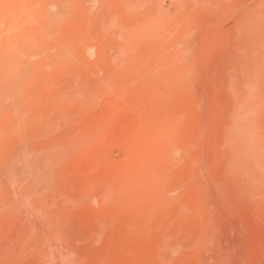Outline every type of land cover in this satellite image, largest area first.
Segmentation results:
<instances>
[{"label":"rangeland","instance_id":"obj_1","mask_svg":"<svg viewBox=\"0 0 264 264\" xmlns=\"http://www.w3.org/2000/svg\"><path fill=\"white\" fill-rule=\"evenodd\" d=\"M28 5L0 32V264H264V0Z\"/></svg>","mask_w":264,"mask_h":264},{"label":"bare ground","instance_id":"obj_2","mask_svg":"<svg viewBox=\"0 0 264 264\" xmlns=\"http://www.w3.org/2000/svg\"><path fill=\"white\" fill-rule=\"evenodd\" d=\"M34 6V5H33ZM29 11H30V7H29V5H28V0H0V32H2V31H4V32H8V30H10L12 27H15V23H16V27H15V30L18 28L17 26L19 25V24H17L19 21H25L26 19H27V17H28V13H29ZM35 13V12H34ZM251 18V17H250ZM250 18H249V21H251L250 20ZM252 18H255L254 16L252 17ZM251 18V19H252ZM248 19V18H247ZM246 19V20H247ZM245 20V21H246ZM244 21V20H243ZM244 21V22H245ZM249 21H246V22H248L249 23ZM254 21V20H253ZM253 21H252V23H253ZM247 23V24H248ZM3 24V25H2ZM1 25L2 26H4V28L3 29H1ZM247 26V25H246ZM14 29V28H13ZM21 34V33H20ZM25 37V36H24ZM6 48V47H5ZM5 57V56H4ZM7 60V59H6ZM173 62V61H172ZM180 62V61H179ZM178 64V63H177ZM11 71V70H10ZM10 71H9V73H10ZM0 72H2V71H0ZM2 74V73H1ZM7 74H8V72H7ZM160 75V74H159ZM10 75H8V77H9ZM12 77V76H11ZM150 77V76H149ZM7 78V77H6ZM3 79H5V78H3ZM3 79H1V75H0V81L1 80H3ZM159 79V78H158ZM4 81V80H3ZM8 81V80H7ZM252 82H250V83H248L247 84V92H245L246 94L245 95H243V98L240 100V102H239V107H238V111H237V113H235L236 115V121H235V117H234V121L236 122V136L238 137V139L237 140H239L238 142H240V144L238 145V144H236L234 147V149L236 150L235 151V158H236V160H242V156L241 155H247L248 156V159H252V161L254 160V161H256L257 162V154H259L258 153V151H257V153L256 152H254L253 150H249L247 147H245L244 145H245V143L247 142L248 143V141H247V132H246V130H245V127H247V122H248V120L250 119V116H251V114H252V112H253V109H254V106H255V104H254V102H253V100L251 99V96H250V90H251V88H252ZM254 87V86H253ZM249 123V122H248ZM137 130V129H136ZM235 133V132H234ZM147 134V133H146ZM236 137V138H237ZM147 139V138H146ZM237 140H236V142H237ZM79 141V140H78ZM157 141V140H156ZM159 141V140H158ZM146 142V141H145ZM237 142V143H238ZM251 142V141H250ZM161 143V142H160ZM130 144V143H129ZM230 145V144H229ZM158 146V145H157ZM156 146V147H157ZM174 146V145H173ZM244 146V147H243ZM250 146V145H249ZM143 148V147H142ZM141 148V149H142ZM256 148V147H255ZM147 149V148H146ZM143 150V149H142ZM157 151V150H156ZM168 151H169V149H168ZM260 152V151H259ZM141 153V152H140ZM173 153V152H172ZM261 153V152H260ZM31 154V153H30ZM41 155H43V154H41ZM262 155V153L261 154H259V156H261ZM26 156V155H25ZM28 156V155H27ZM46 156V155H45ZM45 156H44V158H45ZM174 156V155H173ZM246 156V157H247ZM41 157H43V156H41ZM262 157H264V156H262ZM148 158V157H147ZM234 158V159H235ZM37 159V158H36ZM246 159V158H245ZM245 159H244V161H245ZM25 160H28L29 161V158L27 157V159H25ZM138 160V159H137ZM146 160V159H145ZM264 160V159H263ZM263 160H262V162H263ZM23 161H24V159H23ZM248 162H249V160H247ZM246 161V162H247ZM20 162V161H19ZM27 162V161H26ZM143 162V161H142ZM147 162H148V160H147ZM255 163V162H254ZM261 162L259 161V164H260ZM14 164V163H13ZM24 164H26V163H24ZM244 164V163H243ZM262 164V163H261ZM9 165H11V164H9ZM19 165V164H18ZM30 165V164H29ZM256 165H257V163H256ZM264 165V164H263ZM11 167H12V165H11ZM255 167V166H254ZM24 168V167H23ZM253 168V167H252ZM260 168V167H259ZM258 168V169H259ZM256 169V168H255ZM262 169V168H261ZM25 170V169H24ZM10 171V170H9ZM142 171V170H141ZM262 172V171H261ZM264 172V171H263ZM262 172V173H263ZM9 173V172H8ZM22 173H23V171H22ZM255 174H257V173H255ZM261 174V173H260ZM11 175V174H10ZM123 175V174H122ZM12 176V175H11ZM151 177H152V175H151ZM256 177H257V175H256ZM149 178H150V176H149ZM263 179V178H262ZM39 180V179H38ZM39 182V181H38ZM17 184V183H16ZM25 184H27V183H25ZM163 184V183H162ZM29 185H32V186H30V187H33L34 185H33V183L31 182V184L29 183ZM153 185V184H152ZM26 186V185H25ZM34 190V189H33ZM32 191V190H31ZM30 193V188H26V191H25V193ZM130 194V193H129ZM36 198H37V196H36ZM32 199L34 200V198L32 197ZM38 202V201H37ZM128 202V201H127ZM32 204V203H31ZM38 209V208H37ZM39 213V212H38ZM26 218V217H25ZM17 249V248H16ZM54 249V248H53ZM52 251V250H51ZM52 256V255H51ZM62 256V255H61Z\"/></svg>","mask_w":264,"mask_h":264}]
</instances>
